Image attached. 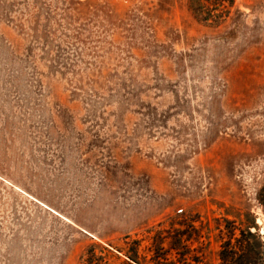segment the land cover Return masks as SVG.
Masks as SVG:
<instances>
[{"label": "rangeland", "instance_id": "obj_1", "mask_svg": "<svg viewBox=\"0 0 264 264\" xmlns=\"http://www.w3.org/2000/svg\"><path fill=\"white\" fill-rule=\"evenodd\" d=\"M253 222L264 0L217 25L188 0H0V264H121L154 235L219 264Z\"/></svg>", "mask_w": 264, "mask_h": 264}, {"label": "trees", "instance_id": "obj_2", "mask_svg": "<svg viewBox=\"0 0 264 264\" xmlns=\"http://www.w3.org/2000/svg\"><path fill=\"white\" fill-rule=\"evenodd\" d=\"M210 0H188V9L192 16L202 23L220 24L230 12L233 6V0H216L213 5ZM217 6V11H212L210 7ZM181 224V223H180ZM218 259L219 264H264V236L257 230L256 224L246 226L245 229L235 227L226 229L225 237L221 236ZM169 237L161 239L160 235H154L147 251L140 253L138 241H133L134 246H130L122 252L117 250L124 256L121 264H192L183 250L176 251L177 255L170 257L169 252L175 249V245L171 244ZM176 242L182 247H186L183 240L186 237L176 235ZM164 242H166L164 245ZM167 247V248H164ZM146 250V249H145ZM148 253V254H146ZM171 254V253H170ZM148 255V256H147ZM118 257V256H117ZM193 264H203L202 257L193 256ZM83 264H89L84 261Z\"/></svg>", "mask_w": 264, "mask_h": 264}, {"label": "water", "instance_id": "obj_3", "mask_svg": "<svg viewBox=\"0 0 264 264\" xmlns=\"http://www.w3.org/2000/svg\"><path fill=\"white\" fill-rule=\"evenodd\" d=\"M260 232L264 235V232H263V229L262 228H260Z\"/></svg>", "mask_w": 264, "mask_h": 264}]
</instances>
